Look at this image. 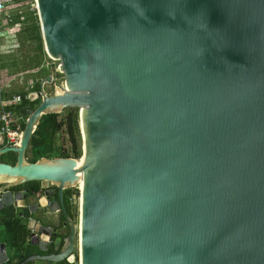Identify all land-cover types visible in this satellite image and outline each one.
Returning <instances> with one entry per match:
<instances>
[{
	"label": "water",
	"instance_id": "water-1",
	"mask_svg": "<svg viewBox=\"0 0 264 264\" xmlns=\"http://www.w3.org/2000/svg\"><path fill=\"white\" fill-rule=\"evenodd\" d=\"M35 6L64 91L46 95L47 76L29 98L38 105L20 109L19 145L0 148L16 155L0 162V211L56 214L66 233L37 221L26 243L37 253L14 264L76 252L78 264H264V0ZM68 108L78 159L29 163L41 117ZM80 179L76 223L64 190ZM30 182L49 190H10ZM11 260L0 243V264Z\"/></svg>",
	"mask_w": 264,
	"mask_h": 264
},
{
	"label": "trees",
	"instance_id": "trees-1",
	"mask_svg": "<svg viewBox=\"0 0 264 264\" xmlns=\"http://www.w3.org/2000/svg\"><path fill=\"white\" fill-rule=\"evenodd\" d=\"M13 1L14 4L18 8L22 9L23 13L26 15V23L18 34L22 43L21 46L27 50L28 54H26L24 60L21 59L20 61L23 62L24 67L33 64L38 65L44 53V48L36 11L30 8V0ZM13 21H16V17ZM18 65V60H14L11 66L13 69H16L18 68ZM45 77L47 76L45 75L44 78ZM32 92H39V84L32 88ZM38 103L39 102L30 103L27 100L23 101L24 105H29L32 108H35ZM77 109L78 108L65 109V114L61 119H59V114H50L41 117L37 129L30 139L29 146L25 154V157L29 163H35L41 158H78L75 151L69 123L70 111ZM22 129H24V125L22 126ZM61 130H63L64 134L67 136V140L70 145V152H65V150H63L58 143V132ZM15 160L16 155L13 153H7L3 156H0V162L9 165H14ZM10 190L14 192L26 191L33 194L35 198H39L40 195L45 191L39 182L26 183L18 187L11 188ZM74 196H78V191L76 189L64 190V204L67 213L71 218L74 217V213L77 208L73 199ZM54 198L57 199L56 194H54ZM59 218L60 221H62L61 216ZM0 226L2 227V231L9 249L13 251V258L10 264H14V260L19 261L22 257L32 254L30 251L26 250L27 238L29 236L27 226L22 222L21 218L15 214V211L12 207L4 208L0 211ZM63 264L67 263L64 262Z\"/></svg>",
	"mask_w": 264,
	"mask_h": 264
},
{
	"label": "built area",
	"instance_id": "built-area-1",
	"mask_svg": "<svg viewBox=\"0 0 264 264\" xmlns=\"http://www.w3.org/2000/svg\"><path fill=\"white\" fill-rule=\"evenodd\" d=\"M30 1V8L36 11L35 0ZM15 17L16 21H13ZM25 21L26 15L14 4L13 0H0V147L19 145L22 126L27 120V117L21 114L20 109L29 106L24 105L23 101H29L31 94L36 93L13 91L15 84L23 85L22 73L17 70L18 68L13 69L11 65L14 60H19V54L13 48V42ZM10 62L11 64H8ZM75 189L79 197L78 187ZM75 198L74 196L73 199ZM69 264H78L77 252L72 256Z\"/></svg>",
	"mask_w": 264,
	"mask_h": 264
},
{
	"label": "rangeland",
	"instance_id": "rangeland-1",
	"mask_svg": "<svg viewBox=\"0 0 264 264\" xmlns=\"http://www.w3.org/2000/svg\"><path fill=\"white\" fill-rule=\"evenodd\" d=\"M26 21L24 22L23 26L25 25ZM22 26V27H23ZM22 29V28H21ZM21 40L19 39V34H17L14 38L13 48L18 52V71L22 73L23 77V85L22 84H15L13 91L19 93H26L28 91L32 92V88L39 84L44 76H49L51 78L50 83H45L43 88L46 95L53 96L55 94H60L64 91V88L61 86V82L64 81V76L59 73V61L49 59L46 53L44 52L40 63L33 64L27 67H24L23 62L20 61L21 59L24 60L26 56L27 50L21 46ZM8 64H11L8 63ZM36 106V105H35ZM34 106V107H35ZM65 112L62 111L59 113V119L63 118ZM58 143L60 147L65 150V152H70V145L67 140V136L64 134V131L61 130L58 132ZM29 156V154H28ZM78 159V158H77ZM79 197L76 196L75 204L77 206L76 211L74 213V217L72 218L74 221L78 220V199ZM5 237L3 234L2 229L0 228V238Z\"/></svg>",
	"mask_w": 264,
	"mask_h": 264
},
{
	"label": "crops",
	"instance_id": "crops-1",
	"mask_svg": "<svg viewBox=\"0 0 264 264\" xmlns=\"http://www.w3.org/2000/svg\"><path fill=\"white\" fill-rule=\"evenodd\" d=\"M44 186H46V184H43V187ZM44 189H45V191L49 190L48 187L47 188H44ZM51 189L54 190V191H56L54 187H51ZM56 200L57 199L54 198V195H52L49 198V202H53V201H56ZM42 202L44 204V200H42ZM31 204H33V200L31 198H28L27 205H31ZM14 211H15V214L21 218L22 222L24 224H26L28 230H32V229L36 230L38 228V226H39V225L36 224V222L39 221L41 225L54 226L56 228V231L59 234H65L66 233V230L61 225V221H60L59 216L56 215V214L50 216V220H48L46 222V221L38 220L36 214H34V213L33 214H30V218L31 219L28 220V219L22 218V216H21V209H16ZM0 228L2 229L1 226H0ZM0 243H4L6 245V252H7L8 256L11 257V258H13V251L9 249L5 237L0 238ZM26 250L30 251L32 254L37 253L36 248L31 247V246H26ZM14 262H16V261L14 260ZM31 264H44V263H42V262H35V263H31Z\"/></svg>",
	"mask_w": 264,
	"mask_h": 264
},
{
	"label": "bare ground",
	"instance_id": "bare-ground-1",
	"mask_svg": "<svg viewBox=\"0 0 264 264\" xmlns=\"http://www.w3.org/2000/svg\"><path fill=\"white\" fill-rule=\"evenodd\" d=\"M79 162V165H80V161ZM78 188L81 189L82 188V180L80 179L79 182H78ZM43 203V202H42Z\"/></svg>",
	"mask_w": 264,
	"mask_h": 264
}]
</instances>
